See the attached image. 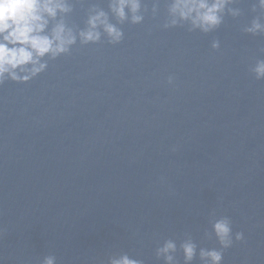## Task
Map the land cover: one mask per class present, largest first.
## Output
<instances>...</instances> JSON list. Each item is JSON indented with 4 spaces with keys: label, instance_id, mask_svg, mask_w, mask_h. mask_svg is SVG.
Masks as SVG:
<instances>
[{
    "label": "water",
    "instance_id": "95a60500",
    "mask_svg": "<svg viewBox=\"0 0 264 264\" xmlns=\"http://www.w3.org/2000/svg\"><path fill=\"white\" fill-rule=\"evenodd\" d=\"M92 2L107 9L78 0L70 23L83 27ZM238 6L204 34L163 29L161 0L120 44H77L32 81L0 86L2 264L120 252L163 264L167 238L220 247L203 238L213 211L245 234L224 264H264V80L249 71L264 35L242 31L254 14L251 0Z\"/></svg>",
    "mask_w": 264,
    "mask_h": 264
},
{
    "label": "clouds",
    "instance_id": "9594fccd",
    "mask_svg": "<svg viewBox=\"0 0 264 264\" xmlns=\"http://www.w3.org/2000/svg\"><path fill=\"white\" fill-rule=\"evenodd\" d=\"M78 0H0V86L7 81L28 83L46 72L50 61L71 54L77 44H99L104 39L118 45L125 38L123 25L142 24L150 13L160 14L161 0H152L149 9L145 0H107V9L92 2L87 9L83 27L70 23ZM166 13L161 27L165 30L186 27L189 32L209 34L217 31L227 17H240L243 10L240 0H163ZM254 14L242 31L252 36L264 35V0H251ZM211 48L219 50L221 41L214 39ZM264 52V49H261ZM256 80H264V58H257L249 68ZM169 85L175 77L169 75ZM175 151V147L172 149ZM210 229L204 239L215 238L217 247H202L191 234L179 242L164 239L155 249V255L163 264H224L225 250L235 242L243 241L242 231L233 232V221L227 215L218 216L215 211L209 217ZM3 229H0V235ZM2 264V261H0ZM41 264H58L57 257L49 254ZM107 264H144L127 252L109 256Z\"/></svg>",
    "mask_w": 264,
    "mask_h": 264
}]
</instances>
